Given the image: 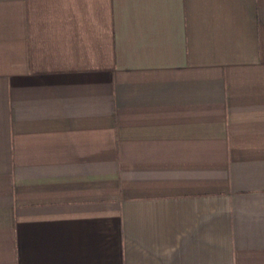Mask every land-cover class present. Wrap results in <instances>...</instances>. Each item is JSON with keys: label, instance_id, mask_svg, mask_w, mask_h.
Returning a JSON list of instances; mask_svg holds the SVG:
<instances>
[{"label": "crops", "instance_id": "obj_1", "mask_svg": "<svg viewBox=\"0 0 264 264\" xmlns=\"http://www.w3.org/2000/svg\"><path fill=\"white\" fill-rule=\"evenodd\" d=\"M0 264H264V0H0Z\"/></svg>", "mask_w": 264, "mask_h": 264}]
</instances>
